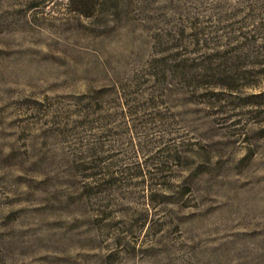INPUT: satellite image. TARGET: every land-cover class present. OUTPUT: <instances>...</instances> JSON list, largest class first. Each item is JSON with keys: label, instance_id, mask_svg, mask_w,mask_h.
Here are the masks:
<instances>
[{"label": "rangeland", "instance_id": "374dc122", "mask_svg": "<svg viewBox=\"0 0 264 264\" xmlns=\"http://www.w3.org/2000/svg\"><path fill=\"white\" fill-rule=\"evenodd\" d=\"M0 264H264V0H0Z\"/></svg>", "mask_w": 264, "mask_h": 264}]
</instances>
